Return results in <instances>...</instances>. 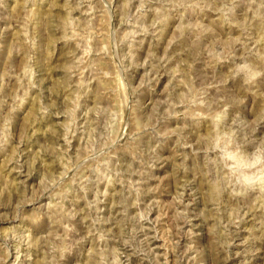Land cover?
I'll use <instances>...</instances> for the list:
<instances>
[{
	"label": "rangeland",
	"instance_id": "374dc122",
	"mask_svg": "<svg viewBox=\"0 0 264 264\" xmlns=\"http://www.w3.org/2000/svg\"><path fill=\"white\" fill-rule=\"evenodd\" d=\"M0 264H264V0H0Z\"/></svg>",
	"mask_w": 264,
	"mask_h": 264
}]
</instances>
